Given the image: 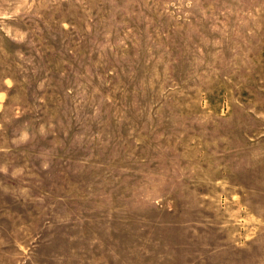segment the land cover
Returning <instances> with one entry per match:
<instances>
[{"label":"rangeland","instance_id":"rangeland-1","mask_svg":"<svg viewBox=\"0 0 264 264\" xmlns=\"http://www.w3.org/2000/svg\"><path fill=\"white\" fill-rule=\"evenodd\" d=\"M0 264H264V0H0Z\"/></svg>","mask_w":264,"mask_h":264}]
</instances>
